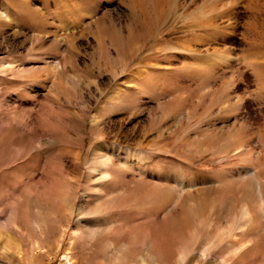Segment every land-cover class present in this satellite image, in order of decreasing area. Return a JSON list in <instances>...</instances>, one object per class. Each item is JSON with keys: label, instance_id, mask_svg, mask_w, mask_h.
Instances as JSON below:
<instances>
[{"label": "rangeland", "instance_id": "rangeland-1", "mask_svg": "<svg viewBox=\"0 0 264 264\" xmlns=\"http://www.w3.org/2000/svg\"><path fill=\"white\" fill-rule=\"evenodd\" d=\"M0 264H264V0H0Z\"/></svg>", "mask_w": 264, "mask_h": 264}, {"label": "bare ground", "instance_id": "bare-ground-1", "mask_svg": "<svg viewBox=\"0 0 264 264\" xmlns=\"http://www.w3.org/2000/svg\"><path fill=\"white\" fill-rule=\"evenodd\" d=\"M146 1V0H145ZM113 99L117 98L116 96L112 97ZM114 157H123L124 160L126 159H131L129 157H131V155L129 154V152H125L122 156L120 154L114 153V152H109V153H101L100 155L97 156V163L95 164V166L93 167V171L94 173L99 176L101 179H105L110 175V172L112 170V164H113V158ZM144 160H146L144 157H141V155L139 157H133L132 161L136 162V164L139 166V168L141 167V165L143 164ZM127 161V160H126ZM145 163V162H144ZM125 164V163H124ZM136 166V165H135ZM143 167V166H142ZM141 167V168H142ZM74 232V238H75V231ZM72 240L70 241L69 245L72 244L73 242V236L70 237ZM64 258H67V255L64 256ZM68 260V259H67Z\"/></svg>", "mask_w": 264, "mask_h": 264}]
</instances>
